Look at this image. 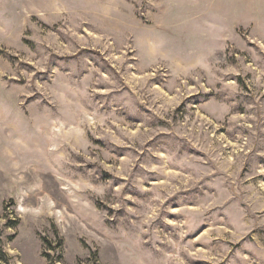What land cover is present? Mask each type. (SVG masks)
Listing matches in <instances>:
<instances>
[{
    "label": "rangeland",
    "instance_id": "obj_1",
    "mask_svg": "<svg viewBox=\"0 0 264 264\" xmlns=\"http://www.w3.org/2000/svg\"><path fill=\"white\" fill-rule=\"evenodd\" d=\"M0 264H264V0H0Z\"/></svg>",
    "mask_w": 264,
    "mask_h": 264
}]
</instances>
